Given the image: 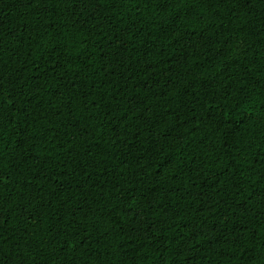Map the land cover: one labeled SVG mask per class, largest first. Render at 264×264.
<instances>
[{
  "label": "trees",
  "instance_id": "1",
  "mask_svg": "<svg viewBox=\"0 0 264 264\" xmlns=\"http://www.w3.org/2000/svg\"><path fill=\"white\" fill-rule=\"evenodd\" d=\"M0 264H264V0H0Z\"/></svg>",
  "mask_w": 264,
  "mask_h": 264
}]
</instances>
